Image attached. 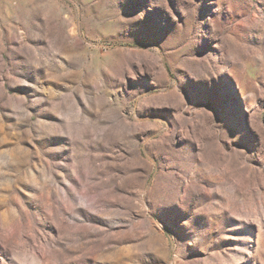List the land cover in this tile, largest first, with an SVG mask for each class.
I'll return each mask as SVG.
<instances>
[{"label": "rangeland", "instance_id": "374dc122", "mask_svg": "<svg viewBox=\"0 0 264 264\" xmlns=\"http://www.w3.org/2000/svg\"><path fill=\"white\" fill-rule=\"evenodd\" d=\"M0 264H264V0H0Z\"/></svg>", "mask_w": 264, "mask_h": 264}]
</instances>
